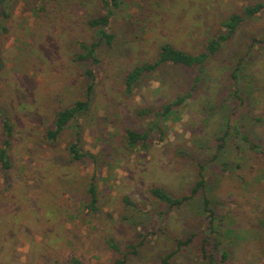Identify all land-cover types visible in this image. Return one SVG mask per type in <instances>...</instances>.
Here are the masks:
<instances>
[{
    "label": "rangeland",
    "instance_id": "374dc122",
    "mask_svg": "<svg viewBox=\"0 0 264 264\" xmlns=\"http://www.w3.org/2000/svg\"><path fill=\"white\" fill-rule=\"evenodd\" d=\"M120 1L109 29L113 44L99 48L91 109L55 141L47 138L55 113L85 99L88 63L75 56L81 42L97 40L89 21L105 14L103 0H14L2 22L0 109L15 131L13 168L0 172V264H70L73 258L83 264H162L179 239L191 237L171 264H262L264 12L250 19L244 11L264 0ZM232 14L244 22L193 90L197 68L163 65L126 93L128 72L155 60L164 43L199 54L225 32ZM190 91L176 113L158 121L165 104ZM235 123L261 148L252 149L236 134ZM128 129L151 131L147 146L129 149ZM1 133L0 122V144ZM75 142L96 159L72 162ZM200 174L215 211L217 252L213 242L202 250L212 233L201 195L171 211L151 195L153 187L189 195ZM91 182L97 185V211L90 207ZM131 245L137 254L128 250ZM223 251L229 254L225 263Z\"/></svg>",
    "mask_w": 264,
    "mask_h": 264
},
{
    "label": "trees",
    "instance_id": "16d2710c",
    "mask_svg": "<svg viewBox=\"0 0 264 264\" xmlns=\"http://www.w3.org/2000/svg\"><path fill=\"white\" fill-rule=\"evenodd\" d=\"M14 0H0V27H2V22L10 18L9 10L11 8V3ZM104 8L106 12L103 16L94 17L89 21V25L92 28L97 30V40L92 43H80V48L82 49L81 53H78L75 56V61L78 63H88V66L85 68L84 75L87 78L85 84V99H80L76 101L73 105L69 107H63L55 113L53 120V126L47 131V138L50 141H55L58 137L65 131V129L74 121H77L79 117L85 113H88L91 109V104L94 101V93L97 87L96 75H95V66L100 64L99 59V48L103 45L111 46L114 41V34L109 32L112 17L115 14V10L118 9L121 5L120 0H103ZM264 12V4L259 3L255 6H247L244 11V16L247 18H253L257 15H260ZM244 17L239 14H232L228 21L225 22L224 28L225 32L219 34L218 36L212 37L204 45L203 51L199 54H190L186 51L176 48L170 43H164L158 52V56L155 60L150 62H144L136 67H134L124 78V86L127 94H132L135 87L139 85L142 80L147 76L156 72L163 65H172L178 66L185 69L197 68V76L194 80L192 90L196 87L199 82L202 80L203 74H205L207 64L210 59L214 58L216 54L223 48L227 41L236 33L238 28L244 22ZM5 30V28L3 29ZM90 63V64H89ZM1 68V61H0ZM233 77L236 79L235 72ZM192 97V91L188 95L178 98L176 101L165 104L164 107L156 113L158 121L168 120L170 112H177V107L183 105L187 99ZM142 115H147L150 113V110L141 112ZM264 118H260L263 121ZM0 122L2 126L1 133V144H0V172L6 175L13 168L12 156L10 154L11 148L13 145L14 137V123L11 121L10 117L2 109H0ZM229 125V124H228ZM234 131L238 135H242L243 139L249 143L252 149L261 148L256 143H252L247 135L241 134L239 126L237 123L233 126ZM161 131L163 134L162 126L156 128ZM150 132H137L133 129H128L126 132V144L129 149H136L137 147H146L149 139ZM80 140L81 134H77ZM220 141H223L224 138H218ZM78 140V142H79ZM75 142L69 147V155L72 162L81 161L83 159H92L95 160V156L89 152H85L80 148L79 143ZM221 147V146H220ZM262 151V150H260ZM201 175V174H200ZM201 179L196 182L192 187L191 193L189 195H184L182 197H177L169 193L166 189L162 187H153L151 189V195L154 199L159 200L163 203L169 211L174 209H179L185 205L191 203L197 196L201 195L203 197V210L207 215L208 229L210 230L211 236L209 238L203 239L202 250L207 252L205 248L213 242L214 252L219 251L221 246L220 234L216 229V218L215 211L211 208V201L206 195H204L203 190L205 189V179L201 175ZM7 185L10 184L9 178L5 176ZM89 192L92 196V201L90 207L93 210L97 211V185L94 182H91ZM127 205H133L129 199L125 200ZM153 215H158L155 212H151ZM193 242V237L188 238L187 240L179 239L177 242L178 249L165 255L161 258L162 264H171L170 260L176 256L177 252L186 245H189ZM111 247L119 251L118 244L115 241L110 240ZM128 250H131V253L137 254V246L131 245L128 247ZM130 253V252H129ZM128 253V254H129ZM228 252H222V260L224 263L228 260ZM211 263H215L217 260L214 255H207ZM124 262V261H123ZM122 261H118L117 264H122ZM54 264H60L55 261ZM70 264H83V262L77 258H73ZM264 264V262L262 263Z\"/></svg>",
    "mask_w": 264,
    "mask_h": 264
}]
</instances>
